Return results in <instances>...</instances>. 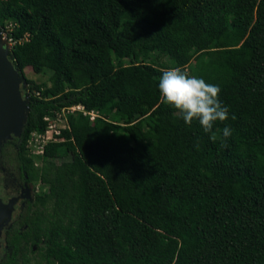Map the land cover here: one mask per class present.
Returning a JSON list of instances; mask_svg holds the SVG:
<instances>
[{
	"label": "trees",
	"instance_id": "trees-1",
	"mask_svg": "<svg viewBox=\"0 0 264 264\" xmlns=\"http://www.w3.org/2000/svg\"><path fill=\"white\" fill-rule=\"evenodd\" d=\"M0 30L19 74L46 77L1 160L47 187L0 264H264V0H0ZM171 67L218 85L228 119L186 125L159 94ZM75 105L99 117L66 114L31 153Z\"/></svg>",
	"mask_w": 264,
	"mask_h": 264
},
{
	"label": "clouds",
	"instance_id": "clouds-1",
	"mask_svg": "<svg viewBox=\"0 0 264 264\" xmlns=\"http://www.w3.org/2000/svg\"><path fill=\"white\" fill-rule=\"evenodd\" d=\"M9 51L11 55V50L9 49ZM158 90L162 102L177 110L186 125L190 126L193 120H197L201 125V127L203 128L204 132L207 133L213 129V125L215 123L217 122L222 123L228 119L229 109L220 100V92H221L220 87L216 84L205 82L203 78H199L194 75H189L185 71H183L180 67H171L165 69L162 72V75L159 77V81H158ZM22 96L26 98L28 101L27 95L22 94ZM35 96H38V93H35ZM76 106L82 107L83 111L87 114L83 115V111H79V110H76L68 114H73L75 112H78L83 116L89 117L90 120V115L96 113L97 117L94 119V121L99 117L98 112L95 111L87 112L84 109V107L81 105H75L71 107H76ZM61 111H58V113H60ZM45 118H49L51 121L54 119L50 117H45ZM63 120L65 125H67L66 119L64 118ZM94 121L90 120V122H94ZM58 123L60 122H57L56 124ZM47 126H48V122H47ZM66 128H68V125L66 127L63 126V128H60V135H61V131ZM231 134H232L231 128L229 126H225L223 128V133H222L223 140L225 141L224 146H226V141L231 136ZM60 135L56 136V138L61 139V141H56V142L63 141V139L60 138ZM49 143H54V142H49ZM27 147H29L28 143H27ZM39 187L40 186L38 185L34 186V190L36 194L40 192Z\"/></svg>",
	"mask_w": 264,
	"mask_h": 264
},
{
	"label": "water",
	"instance_id": "water-1",
	"mask_svg": "<svg viewBox=\"0 0 264 264\" xmlns=\"http://www.w3.org/2000/svg\"><path fill=\"white\" fill-rule=\"evenodd\" d=\"M0 151L4 144L21 136L29 112L28 101L22 96V78L13 65L10 51L0 31ZM14 199L4 202L0 198V239L9 229ZM1 246V244H0Z\"/></svg>",
	"mask_w": 264,
	"mask_h": 264
},
{
	"label": "flooded vegetation",
	"instance_id": "flooded-vegetation-1",
	"mask_svg": "<svg viewBox=\"0 0 264 264\" xmlns=\"http://www.w3.org/2000/svg\"><path fill=\"white\" fill-rule=\"evenodd\" d=\"M12 141H10L11 143ZM0 172L3 175L0 184V198L4 202L14 199V211L12 213L11 224L18 219V215L22 212L25 204L31 202V197L34 199L36 194L34 185L27 180L24 175L23 179L18 176L16 170L8 168L1 160L0 155ZM4 184V185H3ZM6 230H4L5 232Z\"/></svg>",
	"mask_w": 264,
	"mask_h": 264
},
{
	"label": "built area",
	"instance_id": "built-area-1",
	"mask_svg": "<svg viewBox=\"0 0 264 264\" xmlns=\"http://www.w3.org/2000/svg\"><path fill=\"white\" fill-rule=\"evenodd\" d=\"M3 35V40H5L8 48L11 50L12 46L16 44V41H13L12 38H9L5 32H1ZM76 110L83 111V108L80 106L76 107H70L67 109L62 110L60 113H57L55 118L51 121L49 118H45V121L48 122V126L45 129V131L42 132H34L31 134V138L28 141V146L32 148V153L36 155H42L43 154V146L46 145L49 142H56L61 141V139L56 138V136L60 135V128L58 127L57 122L63 121L65 118V115L68 113H72ZM83 111V115H86ZM97 117L96 113H93L90 115V120L94 121V119Z\"/></svg>",
	"mask_w": 264,
	"mask_h": 264
},
{
	"label": "rangeland",
	"instance_id": "rangeland-1",
	"mask_svg": "<svg viewBox=\"0 0 264 264\" xmlns=\"http://www.w3.org/2000/svg\"><path fill=\"white\" fill-rule=\"evenodd\" d=\"M1 36L3 37V35L1 34ZM7 49H8V46L6 47ZM24 74H25V76L24 77H22L21 75V78H22V82H23V84H22V88H21V90H22V94L23 95H27V92H28V83H27V80H30V81H33V82H36V83H41V82H44V81H46V77L45 76H38V75H34L29 69H26L25 71H24ZM63 126H67V125H65V123H64V120L63 121H61L60 123H58V127H63ZM6 166L8 167V165L6 164ZM35 166L36 167H39V166H41V161H35ZM8 168H10V167H8ZM3 177V175L1 174V172H0V181H1V178ZM40 183H35V185L34 186H40L39 185ZM4 185V184H3ZM0 187H1V184H0ZM39 191H40V194H43V192H46L47 191V188L46 187H42V186H40L39 187ZM33 197H31V200L33 201V199H32ZM31 201V202H32Z\"/></svg>",
	"mask_w": 264,
	"mask_h": 264
},
{
	"label": "bare ground",
	"instance_id": "bare-ground-1",
	"mask_svg": "<svg viewBox=\"0 0 264 264\" xmlns=\"http://www.w3.org/2000/svg\"><path fill=\"white\" fill-rule=\"evenodd\" d=\"M0 44H2V42H0Z\"/></svg>",
	"mask_w": 264,
	"mask_h": 264
}]
</instances>
